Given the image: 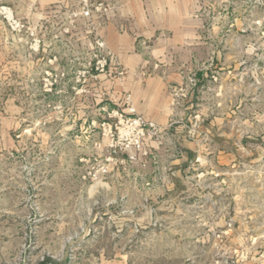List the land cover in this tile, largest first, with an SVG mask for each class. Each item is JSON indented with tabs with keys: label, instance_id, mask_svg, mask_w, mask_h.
Returning a JSON list of instances; mask_svg holds the SVG:
<instances>
[{
	"label": "rangeland",
	"instance_id": "1",
	"mask_svg": "<svg viewBox=\"0 0 264 264\" xmlns=\"http://www.w3.org/2000/svg\"><path fill=\"white\" fill-rule=\"evenodd\" d=\"M79 1L0 0V264H264V0L174 2L205 47L169 167L110 146Z\"/></svg>",
	"mask_w": 264,
	"mask_h": 264
},
{
	"label": "crops",
	"instance_id": "2",
	"mask_svg": "<svg viewBox=\"0 0 264 264\" xmlns=\"http://www.w3.org/2000/svg\"><path fill=\"white\" fill-rule=\"evenodd\" d=\"M98 1L110 12L96 34L112 55L109 68L116 66L123 74L112 78L98 74L91 82L105 89L109 109L161 127L163 138L160 143L152 141L150 153L158 163L177 166L179 153H191L196 144L180 123L191 119L193 104L199 100L184 91V73L197 62L205 43L192 27L180 28L173 17L176 0ZM167 153L178 154L170 156L175 161L170 162Z\"/></svg>",
	"mask_w": 264,
	"mask_h": 264
},
{
	"label": "built area",
	"instance_id": "3",
	"mask_svg": "<svg viewBox=\"0 0 264 264\" xmlns=\"http://www.w3.org/2000/svg\"><path fill=\"white\" fill-rule=\"evenodd\" d=\"M110 12V7L98 0H80L78 17L81 20L90 23H98L105 19ZM93 64L86 67V71L82 72L90 77L96 79L97 73H104L108 77H120L123 72L117 69L116 66L109 68L112 62V55L105 47L104 42L99 37H94L93 44ZM101 57V59H99ZM92 71L90 74L89 71ZM128 101V97H125ZM108 119L114 118L115 124H102L103 129L107 127V132L110 135V146L119 148L126 156L128 163L136 162V159H141L150 155L152 141L160 143L163 138L161 127L152 121H148L141 116L125 115L122 112L111 111L107 114ZM193 135V130L188 131V138ZM108 170L102 167L100 174L107 175Z\"/></svg>",
	"mask_w": 264,
	"mask_h": 264
}]
</instances>
